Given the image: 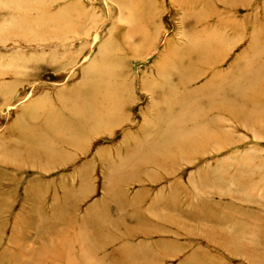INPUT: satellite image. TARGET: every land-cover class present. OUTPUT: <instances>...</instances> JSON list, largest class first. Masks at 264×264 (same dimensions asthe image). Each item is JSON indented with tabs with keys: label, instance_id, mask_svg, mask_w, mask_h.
<instances>
[{
	"label": "rangeland",
	"instance_id": "1",
	"mask_svg": "<svg viewBox=\"0 0 264 264\" xmlns=\"http://www.w3.org/2000/svg\"><path fill=\"white\" fill-rule=\"evenodd\" d=\"M234 3L0 0V264H264V0ZM190 47L199 64L156 98L148 83ZM214 76L246 89L230 104L201 95ZM17 125L40 137L45 161L22 162ZM65 192L77 198L68 232L51 225ZM92 211L100 224L79 227ZM129 214L140 226L130 242ZM97 233L108 245L95 254Z\"/></svg>",
	"mask_w": 264,
	"mask_h": 264
},
{
	"label": "bare ground",
	"instance_id": "2",
	"mask_svg": "<svg viewBox=\"0 0 264 264\" xmlns=\"http://www.w3.org/2000/svg\"><path fill=\"white\" fill-rule=\"evenodd\" d=\"M213 2L215 3L214 5L215 6H222V4L223 5H225V8H226V10H227V12L228 13H230L231 12V10H232V8L235 6V3H234V0H213ZM221 4H220V3ZM232 3H234L233 4V6H231V4ZM132 5H133V3H132ZM220 12H222V10H220ZM219 12V10H217V12L216 13H220ZM64 13V12H63ZM35 14V13H34ZM37 14H39V13H37ZM36 14V15H37ZM49 18V17H48ZM52 18V17H51ZM206 32H208V31H206ZM210 33V32H209ZM205 35V34H204ZM213 35V34H212ZM215 35H220V34H215ZM25 39V38H24ZM194 40V39H193ZM209 41L210 42H208V45H207V37H206V35H205V38L202 40V41H199L200 42V44L202 45V46H207L208 48H213L214 47V45H213V41L211 40V38L209 39ZM196 42H198V41H196ZM198 42V43H199ZM124 45V44H123ZM174 46V45H173ZM205 48V47H204ZM174 49H176L175 48V46H174V48L173 47H170L169 48V50H170V52H175V50ZM189 50H191V51H189ZM189 50H186V51H184V53L183 52H181V53H178L177 54V56L175 55V53H174V60H176L177 62L178 61H182L183 62V64L180 66V64H178V65H176V63H174V65H173V69H172V71H171V73H170V76H168V75H166V74H164V70L163 69H161L160 70V73H159V78H162L161 79V83H155V82H152V81H150V83H148V85H147V88L148 89H150L151 90V92H153L155 95H157L156 96V98L159 96V94L160 93H162V89H163V86H165V85H175V84H177V83H179L181 80H182V78L184 77V72H185V70L187 69V68H191V67H193L194 68V66H196V65H193V64H199L198 62H196L195 60L196 59H193V56L196 54V52L198 51L197 49H193V47H190V49ZM211 57H213V55H211ZM212 61V58H210L209 57V59L207 58V60H206V63H208V62H211ZM167 64H169V63H165V64H163V66H167ZM119 65V64H118ZM182 73V75L181 76H177V79H176V75H177V73L179 74V73ZM180 77V78H179ZM190 77H192V74H191V72L189 73V75H188V78H190ZM218 79H220V80H218ZM215 78V76L212 78V80L210 81V82H208V84L204 87V88H202V90L200 91V94L201 95H204L205 94V96L206 95H209L208 96V98H212V97H215V98H219L218 96H220L221 95V97L219 98V99H221L220 101H222V102H226V103H231V102H236L234 99L236 98V97H238L239 95H238V93H237V91H238V89H239V86H240V88L243 90V93H244V91H245V89L246 88H244L245 87V85L247 84H244L243 83V86L240 84V82L239 83H237V81H234L235 79H233L231 76H227V77H221V78ZM242 80H244V79H242ZM160 81V80H159ZM164 81H167V83H163ZM245 81H248L249 83L250 82H252L253 80H251V79H245ZM220 82V83H219ZM152 84V85H151ZM230 89H232V90H230ZM214 90H218L217 92H215ZM220 90V91H219ZM234 90V91H233ZM230 91V92H229ZM247 91V90H246ZM152 93V94H153ZM4 94H5V92H3V93H1V97L2 98H5V96H4ZM205 96H200V97H205ZM87 98H88V95H84V100H87ZM1 99V98H0ZM67 101V98L64 100V102H66ZM64 102H62V104L64 103ZM187 102V101H186ZM185 101H183L182 103H186ZM32 103L33 104H36V103H38V106L39 107H41V108H48V107H46L48 104L46 103V102H44L43 103V101L41 102V101H32ZM97 103H99V102H97ZM120 102H118V100H117V104H119ZM191 103H194V102H191ZM208 106V105H207ZM226 109H227V107H226ZM65 110H67V107H65ZM72 111L73 112H75L76 111V109H72ZM112 111H114L113 109H112ZM228 111H229V113H231V114H233L234 116H236L239 120H240V117L239 116H237V114L233 111V110H229L228 109ZM110 114V113H109ZM165 114V113H164ZM164 114H160V117H158L157 116V120L156 121H154V122H149L147 125L148 126H154V125H156V126H159L160 127V125L162 124V122L160 121V119L159 118H162L163 116H164ZM168 116H172L171 118H170V120H171V123H169V126H171V125H174V122H172V121H174L175 119L177 120L178 118H180L177 114H176V111H173L172 113H170V114H168ZM191 119V118H190ZM204 124L205 123H207V120L205 121L204 120V122H203ZM19 126V128H18V130L16 131V128ZM14 130L16 131V137H18V138H22V140L25 142V144H17L16 146H17V148H18V150L22 153V154H26V156L28 157L27 159H25V160H22V162L23 163H30V164H32V162H34V158H35V160L37 159V160H39L40 158H41V160L40 161H42L43 159V161H45L46 160V156L48 155V154H46V153H43V152H41L42 151V146H39L37 143H40L39 142V140H40V137H38V135L37 136H35L34 137V135H29L27 132H26V128L24 127V126H22V125H17V126H14ZM63 137V136H62ZM184 139H181L180 141H183ZM183 144V146H190V145H192V142H181V144L180 145H182ZM46 145H48V143L46 144ZM69 145V144H68ZM48 147L51 149V147L52 146H50V145H48ZM70 147V146H69ZM44 148V147H43ZM45 150H47L46 148H44ZM14 150H15V148H14ZM53 154V153H52ZM37 155V156H36ZM133 156V155H132ZM33 157V158H32ZM128 157V156H127ZM140 166V165H139ZM122 179V178H121ZM112 182H114V180H112ZM111 182V183H112ZM116 182V181H115ZM114 187L111 185V187H110V189H113ZM34 191V190H33ZM33 191H32V194H33ZM1 196L0 197H2V193L0 194ZM72 194H70L69 192H65V197L63 198V200H62V204H61V206H60V210H62V211H59V213H57L56 212V214L54 215L55 217H57V216H59V218H61L62 217V219H64L63 221H61V222H58V223H53V222H56L57 221V219L56 218H54V221L53 222H51V225H61V223H63V225H64V227H65V229L67 230V232H68V230H70V229H72V227H74L75 226V218H76V222L78 221L77 220V217L75 216V214H72V215H70V206H69V202L71 201V203H76L75 201L77 200V198H76V196L74 197V199L73 198H71L70 196H71ZM108 199H110V200H112V198H111V196H110V194L108 195ZM30 200V197H29V195H27V197L24 199V202H28ZM170 199H165V200H160V199H154L153 200V202H152V207L153 206H155V205H157L158 203L159 204H166L167 206H169V202H171L172 204H173V201L171 200V201H169ZM2 201H0V203H1ZM36 202V200H35V195H32V205L33 206H35V203ZM29 204V203H28ZM53 205L54 206H57L58 205V200H57V198H55L54 199V201H53ZM103 205V204H102ZM120 205V204H119ZM123 206V205H122ZM90 210H94V206H92L91 207V209ZM89 210V211H90ZM88 211V212H89ZM149 211H151V208L149 209ZM138 212V210L136 209L135 210V213H137ZM94 212L92 211V212H90V213H87L83 218H82V220H80L81 222H80V225H79V227H81V224L83 223V226H85V227H88V228H91V230L92 229H94V227H95V225H97L98 226V224H100V221H99V218L97 219V217H98V214L97 213H94ZM94 217V218H93ZM58 218V217H57ZM127 219H129L130 221H131V223L128 221V220H126V221H123V220H121L120 221V223L122 222V227H124V229H125V234H127V236H122V234H121V238L123 239V240H127V241H131L130 239L132 238V236H134V235H136L138 232H137V230H135L136 229V227H140L137 223H136V217H134V214L131 216V214H129L127 217H126ZM79 219V218H78ZM119 222V221H118ZM118 222H115V223H118ZM133 223H135V224H133ZM137 225V226H136ZM136 226V227H135ZM142 226V225H141ZM63 227V226H62ZM64 227H63V230H64ZM57 229H59V228H57ZM57 229H55L54 231H53V233H58L57 232ZM74 230V229H73ZM109 233V232H108ZM98 234V236H97V238H99V237H102L103 239H104V241L105 242H103L104 244H102L101 245V243H98V245L97 246H94V248L92 249V252H94L95 254H98V252H101V251H103V249H105V248H107V245H108V240H106L105 238H104V236L105 235H102V234H99V233H97ZM145 234H147V233H145ZM57 235V234H56ZM66 236L68 237V240H70V241H73L75 244L77 243V245L79 244V242H80V239H82V236L81 235H78L76 238H74V237H69V235L68 234H66ZM145 236H149V235H145ZM66 237V238H67ZM96 238V239H97ZM12 239V238H11ZM18 239V238H17ZM17 239H16V236L13 234V240H14V242H15V240H16V242H17ZM60 239H61V241L63 242V243H66L65 241H64V239H65V235H62L61 234V236H60ZM63 239V240H62ZM11 241V240H10ZM10 241H9V243H10ZM19 242H20V239H19ZM19 242H17L18 244H19ZM124 242V241H123ZM13 243V242H12ZM127 243V242H126ZM17 244V245H18ZM126 246H128V245H126ZM18 247V246H17ZM16 247V248H17ZM22 247H24V246H22ZM22 249H24V248H22ZM22 249L20 250V247H19V251H18V254L20 255H23L24 254V251H22ZM97 249V250H96ZM124 249V248H123ZM43 252H45L44 251V249L42 250ZM64 251H62V252H58L61 256H60V258H58V256L55 254V253H53V255L52 254H50V258H53V259H56V260H63L64 261V259L65 258H63L64 256V253H63ZM65 253H69V252H66L65 251ZM120 252L119 251H114L113 253H112V257L110 256V258H112V259H116V261H117V256H119L118 257V259L120 258V254H119ZM67 254H66V256H67ZM31 255V254H30ZM49 255V254H48ZM39 256H40V254H39ZM134 256H137L136 254H134ZM20 258L22 257V256H19ZM38 257V256H37ZM137 257H139V256H137ZM19 258V259H20ZM49 258V259H50ZM23 259V258H22ZM16 260V259H15ZM38 260H40V262H41V258L39 257L38 259H37V261ZM52 260V259H51ZM119 261V260H118ZM118 261H117V263L116 264H120V263H118ZM17 262V261H16ZM80 260H78V264H83V262H81ZM20 263V262H19ZM88 262H86V264H87ZM68 264H69V262H68ZM112 264H115V263H112ZM122 264H127V263H123V260H122Z\"/></svg>",
	"mask_w": 264,
	"mask_h": 264
}]
</instances>
